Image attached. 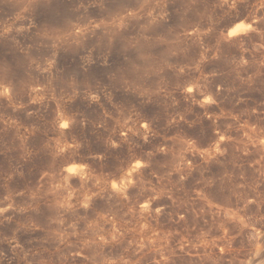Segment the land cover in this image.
<instances>
[{
	"label": "rangeland",
	"instance_id": "374dc122",
	"mask_svg": "<svg viewBox=\"0 0 264 264\" xmlns=\"http://www.w3.org/2000/svg\"><path fill=\"white\" fill-rule=\"evenodd\" d=\"M0 264H264V0H0Z\"/></svg>",
	"mask_w": 264,
	"mask_h": 264
},
{
	"label": "bare ground",
	"instance_id": "6f19581e",
	"mask_svg": "<svg viewBox=\"0 0 264 264\" xmlns=\"http://www.w3.org/2000/svg\"><path fill=\"white\" fill-rule=\"evenodd\" d=\"M244 26L245 24L243 25H236L233 29L230 30L229 32V35H235V34H238L240 32H242L244 30ZM247 26V25H246ZM248 28V27H247ZM246 28V29H247ZM163 250V249H162ZM162 252V251H161ZM160 252V253H161ZM167 252V251H166ZM169 254V253H168ZM163 255V254H162ZM165 257V255H163ZM163 259V258H162ZM173 260V259H172Z\"/></svg>",
	"mask_w": 264,
	"mask_h": 264
},
{
	"label": "clouds",
	"instance_id": "9594fccd",
	"mask_svg": "<svg viewBox=\"0 0 264 264\" xmlns=\"http://www.w3.org/2000/svg\"><path fill=\"white\" fill-rule=\"evenodd\" d=\"M70 171H75V168L70 169Z\"/></svg>",
	"mask_w": 264,
	"mask_h": 264
}]
</instances>
